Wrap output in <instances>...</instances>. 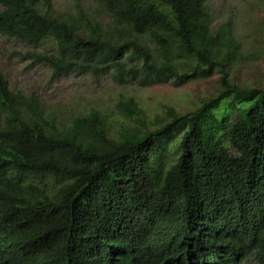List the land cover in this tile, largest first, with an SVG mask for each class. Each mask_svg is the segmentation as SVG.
I'll list each match as a JSON object with an SVG mask.
<instances>
[{
  "label": "trees",
  "instance_id": "obj_1",
  "mask_svg": "<svg viewBox=\"0 0 264 264\" xmlns=\"http://www.w3.org/2000/svg\"><path fill=\"white\" fill-rule=\"evenodd\" d=\"M208 0H0V37L68 75L117 87L217 76L184 113L60 119L0 71V264H264V78L238 84L245 51ZM99 18H106L102 22ZM43 47L44 50H36ZM248 54L264 62V45Z\"/></svg>",
  "mask_w": 264,
  "mask_h": 264
},
{
  "label": "rangeland",
  "instance_id": "obj_2",
  "mask_svg": "<svg viewBox=\"0 0 264 264\" xmlns=\"http://www.w3.org/2000/svg\"><path fill=\"white\" fill-rule=\"evenodd\" d=\"M59 13L73 14L76 4L90 11L92 0H51ZM208 11L214 24L230 20L238 42L245 51L244 60L234 70L238 84L253 85L264 78V62L248 54L252 46L264 45V0H208ZM108 22L106 18H99ZM35 49L16 40L0 37V71L10 89L42 101L49 111L60 119H68L92 109L108 116L111 122L123 120L118 115L117 102L132 97L141 107L146 118L163 115L167 108L184 113L198 100L206 97L217 86V76L195 80L182 86L172 82L151 87H117L111 79H94L91 76L68 75L59 80L51 79V70L35 64L26 56ZM36 50H44L43 47Z\"/></svg>",
  "mask_w": 264,
  "mask_h": 264
}]
</instances>
